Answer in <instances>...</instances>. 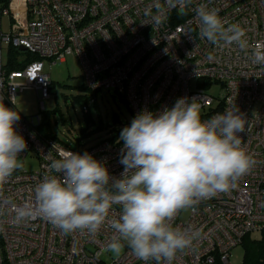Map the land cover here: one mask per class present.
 <instances>
[{
  "label": "built area",
  "instance_id": "1",
  "mask_svg": "<svg viewBox=\"0 0 264 264\" xmlns=\"http://www.w3.org/2000/svg\"><path fill=\"white\" fill-rule=\"evenodd\" d=\"M157 3L163 0H7L0 8V97L18 111L16 98L23 90L34 89L44 111L52 84L44 63L64 62L72 55L85 88L118 95L133 118L142 110L158 113L171 108L182 97L196 99L204 119L236 106L246 120L238 135L255 166L231 190L202 201L195 211L180 213L173 222L182 228H202L203 233L172 264H231L232 248L240 246L245 235L255 232L264 239V65L251 59L253 51H264V0L210 4L228 23L245 29L247 51L199 39L194 12L180 15L177 9L168 10L165 23L152 27L145 11L155 12ZM4 15L10 20L7 32L1 29ZM20 47L37 58L11 70L7 54L10 49L21 52ZM25 58L17 56L20 63ZM213 84L220 86L219 96L209 93ZM41 122L37 116L28 120L20 114L15 128L27 142L20 159L35 158L38 167L14 172L3 187V198L18 205L31 200L51 159L66 151L88 152L104 162L113 177H120L123 143L117 135L73 147L42 136ZM119 214L115 206L110 219ZM0 222V264H145L127 247L118 258H103L113 236L107 223L93 235L65 234L40 219L13 226L7 210L0 212Z\"/></svg>",
  "mask_w": 264,
  "mask_h": 264
},
{
  "label": "clouds",
  "instance_id": "2",
  "mask_svg": "<svg viewBox=\"0 0 264 264\" xmlns=\"http://www.w3.org/2000/svg\"><path fill=\"white\" fill-rule=\"evenodd\" d=\"M211 3L163 0L155 12L148 8L145 15L151 17L152 27H160L168 10L177 9L180 15L194 12L199 39L247 51L245 29L224 20ZM251 59L264 65V51H253ZM19 119V111L0 97V212L8 211L11 225L40 219L65 234L94 235L107 223L113 236L106 251L118 258L127 247L145 264H172L179 252L200 239L202 228H182L174 220L231 190L256 163L238 135L246 120L236 106L204 119L196 99L182 97L158 113L142 110L122 129L120 177H113L106 164L88 152L66 151L51 159L33 198L18 205L3 198V187L25 166L20 153L27 142L15 128ZM115 206L120 214L110 219Z\"/></svg>",
  "mask_w": 264,
  "mask_h": 264
},
{
  "label": "rangeland",
  "instance_id": "3",
  "mask_svg": "<svg viewBox=\"0 0 264 264\" xmlns=\"http://www.w3.org/2000/svg\"><path fill=\"white\" fill-rule=\"evenodd\" d=\"M2 6L0 3V8ZM9 26V16L4 15L1 20L2 31L7 32ZM26 55V52H20L21 57ZM44 71L52 81L50 97L43 101L44 111L40 109V100L34 89H25L19 94L15 101L16 109L28 120L36 116L42 121L48 120L53 133L64 143L70 146L77 143L80 147H87L99 139L116 135L119 137L122 129L130 125L133 116L118 96L112 92L93 93L82 88L83 79L74 56L68 55L64 62L58 61L55 64L46 61ZM220 89L218 84H213L208 91L213 96H219ZM85 117L90 121V126ZM99 125L101 128L96 129ZM82 128L89 133L87 136L80 134ZM24 165V169L28 171H35L38 167L35 158H27ZM248 236L254 240L260 238V234L255 232ZM232 249L229 261L231 264H241L243 249L241 246ZM103 258L110 260L116 257L105 252Z\"/></svg>",
  "mask_w": 264,
  "mask_h": 264
},
{
  "label": "trees",
  "instance_id": "4",
  "mask_svg": "<svg viewBox=\"0 0 264 264\" xmlns=\"http://www.w3.org/2000/svg\"><path fill=\"white\" fill-rule=\"evenodd\" d=\"M7 0H0V3L5 5ZM20 54V52L17 49H10L7 54V67L11 70L13 69H19L23 66V64L35 60L37 57L34 55H26L25 60L20 63L17 60V56ZM82 88L86 89L85 86H82ZM83 105V103H82ZM85 108V107H84ZM85 121L90 126V121L85 117ZM40 131L42 132V136L53 138L56 140L61 141L56 134L53 133L49 126L48 120H43L40 124ZM101 128L100 125L96 127V129ZM80 134L82 136H87L89 133L86 131L85 128L81 129ZM63 142V141H62ZM77 145L74 144L73 147ZM241 248L243 249V255L241 259V264H264V239L261 240H254L251 239L250 236L245 235L242 242H241ZM214 264H219L218 262H215Z\"/></svg>",
  "mask_w": 264,
  "mask_h": 264
},
{
  "label": "water",
  "instance_id": "5",
  "mask_svg": "<svg viewBox=\"0 0 264 264\" xmlns=\"http://www.w3.org/2000/svg\"><path fill=\"white\" fill-rule=\"evenodd\" d=\"M19 49H20L21 51H24V48H23V47H20ZM117 96H118V95H117ZM118 97H119V96H118Z\"/></svg>",
  "mask_w": 264,
  "mask_h": 264
}]
</instances>
